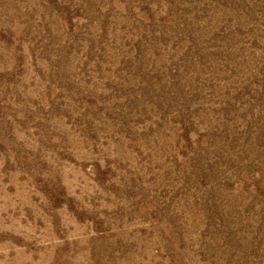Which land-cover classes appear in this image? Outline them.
<instances>
[{"label": "rangeland", "instance_id": "rangeland-1", "mask_svg": "<svg viewBox=\"0 0 264 264\" xmlns=\"http://www.w3.org/2000/svg\"><path fill=\"white\" fill-rule=\"evenodd\" d=\"M0 264H264V0H0Z\"/></svg>", "mask_w": 264, "mask_h": 264}]
</instances>
